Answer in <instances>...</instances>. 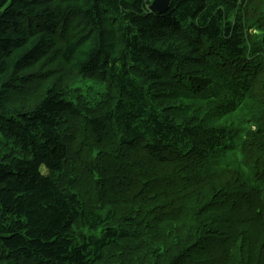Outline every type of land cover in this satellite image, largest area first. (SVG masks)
Segmentation results:
<instances>
[{
    "label": "trees",
    "instance_id": "obj_1",
    "mask_svg": "<svg viewBox=\"0 0 264 264\" xmlns=\"http://www.w3.org/2000/svg\"><path fill=\"white\" fill-rule=\"evenodd\" d=\"M151 3L0 0V264H264V0Z\"/></svg>",
    "mask_w": 264,
    "mask_h": 264
},
{
    "label": "water",
    "instance_id": "obj_2",
    "mask_svg": "<svg viewBox=\"0 0 264 264\" xmlns=\"http://www.w3.org/2000/svg\"><path fill=\"white\" fill-rule=\"evenodd\" d=\"M168 3H169V0H152L150 8L153 11L161 13L167 10Z\"/></svg>",
    "mask_w": 264,
    "mask_h": 264
},
{
    "label": "rangeland",
    "instance_id": "obj_3",
    "mask_svg": "<svg viewBox=\"0 0 264 264\" xmlns=\"http://www.w3.org/2000/svg\"><path fill=\"white\" fill-rule=\"evenodd\" d=\"M88 85H92V83L91 82H85V83H79L78 84V86L83 90V93L87 92L85 87Z\"/></svg>",
    "mask_w": 264,
    "mask_h": 264
}]
</instances>
